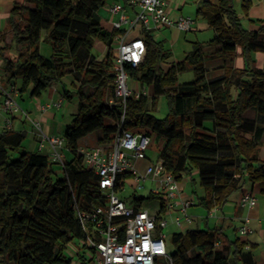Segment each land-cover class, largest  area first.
Instances as JSON below:
<instances>
[{
    "label": "trees",
    "instance_id": "16d2710c",
    "mask_svg": "<svg viewBox=\"0 0 264 264\" xmlns=\"http://www.w3.org/2000/svg\"><path fill=\"white\" fill-rule=\"evenodd\" d=\"M24 1H14L8 18L17 53L6 54V44L0 47L5 85L16 87L19 79L20 93L40 96L54 82L72 75L78 86L63 93L69 99L77 96L78 104L63 129L73 158L60 164L62 176L56 175L48 154L26 149L24 132L10 129L0 134V264H73L67 246L75 240L83 243L77 255L85 263L87 244L77 210L106 203L98 175L85 166L80 153L81 139L94 132L99 143H112L121 128L156 133L164 140L160 155L165 167L179 183L184 177L196 182L197 174L206 192L199 204L207 212L222 207L246 183L257 184L264 197V159L260 158L264 66L234 67L238 47L247 61L252 52H264V23L249 30L234 0H203L198 13L217 33L210 43L222 45L217 56L224 73L215 77L207 75L201 43L196 42L184 60L165 69L171 50L154 38L153 31L139 29L136 35L146 43L143 60L127 68L133 80L152 86L153 94L129 97L125 107L113 85V45L124 31L103 24L99 10L107 0ZM251 5L252 0L242 1L245 14ZM3 35L0 43L5 42ZM97 40L107 46L102 58L93 53ZM42 41L52 48L49 57L40 52ZM189 67L195 79L179 82L178 75ZM160 95L167 97L169 105L163 119L152 113L149 104L152 99L155 105ZM249 108L257 110V119L244 116ZM128 178L130 174L118 176L117 192ZM155 198L165 210L166 198L153 192L147 197L134 195L132 203L139 206ZM173 242V264H256L250 249L255 245L242 236L230 238L222 227L177 232Z\"/></svg>",
    "mask_w": 264,
    "mask_h": 264
},
{
    "label": "built area",
    "instance_id": "2783aa9c",
    "mask_svg": "<svg viewBox=\"0 0 264 264\" xmlns=\"http://www.w3.org/2000/svg\"><path fill=\"white\" fill-rule=\"evenodd\" d=\"M127 3L135 9L133 16L126 12L122 3L108 5L111 16L118 14V18L113 20V29L124 31L117 39L113 85L116 98L125 107L129 97L148 96L145 88L135 89L129 83L132 79L127 65L138 66L146 50L145 40L140 36H133L136 30L176 28L185 32L195 26V18L191 15L173 17L168 0H127ZM2 92L1 109L7 114L5 124L9 130L10 114L21 109L16 101L18 90L11 86L3 88ZM110 102L113 103V100ZM61 105L62 101L50 104L56 107ZM124 120L125 113L121 122ZM152 134L143 128H121L112 143H98L80 149L85 166L98 175L99 188L106 195L104 206L77 210L84 231L83 241L87 244L86 264H164V261L165 264H173L164 233V228L168 225L167 217L179 204L181 215L174 218L176 224L180 226L183 221H191L187 209L194 204V200L188 198L178 202L181 189L174 173L166 169L160 154L154 160L148 157L147 149ZM46 145L49 147L50 160L61 164L64 160L63 150L66 149L65 138L62 135L42 133L39 149L42 150ZM140 161L146 162L144 169L138 166ZM120 174H130L135 191L146 187V182H151L150 192L166 198L165 210L160 204V208L151 213L143 203L136 206L120 197L115 190ZM239 204L243 208H252L257 204V197L251 191H244ZM249 221L246 218L239 227L240 235L251 232Z\"/></svg>",
    "mask_w": 264,
    "mask_h": 264
},
{
    "label": "crops",
    "instance_id": "0c3cea01",
    "mask_svg": "<svg viewBox=\"0 0 264 264\" xmlns=\"http://www.w3.org/2000/svg\"><path fill=\"white\" fill-rule=\"evenodd\" d=\"M14 1L15 0H0V34L8 33L10 31L8 18ZM242 1L243 0H241V2ZM115 2L122 3L126 8V12L130 16H133L135 11V9L127 3V0H107L106 5L99 10V14L101 15L103 24H107L106 26L110 29H112L113 20L118 18V14L111 16L108 11V5ZM201 3V0H168L169 11L173 17L191 15L195 18L196 24L190 31L206 29L208 27L209 29H212L214 35L207 41L201 42V44L203 45V54L207 57V75L209 77H215L224 73V69L222 68L223 61L217 56L222 49V45L210 43L217 33L208 24L207 20L198 13V9L202 5ZM102 9L104 10L103 12ZM244 15L247 20L246 28L249 30H257L260 25L264 23V0H252L251 7L248 9L247 14L244 13ZM200 17H202L206 22H198L199 24H197ZM240 17L242 18L241 15ZM242 23L243 25L245 24L244 22ZM160 30H164L165 32V36L163 38L164 43L167 44L166 41H168L171 42V45L180 42L184 37L183 33H185L184 31H179L176 28H161ZM2 45L3 44L0 43V47ZM100 49L103 57L107 52V46L104 44V47H101ZM174 62L177 61H170L169 66ZM263 66V51L252 52L250 60L247 61L242 54V49L238 47L237 56L234 61L235 68L246 69L250 67L260 69L263 68ZM16 82V88L18 90L16 101L21 109L19 112L10 114L11 130L22 131L26 134L24 145L27 150L48 154V145H46L42 150L39 149L41 134H63V129L66 124H69L72 121V115L76 111L78 104V101H75L74 98L69 99L63 92L65 88L76 90L78 83L72 79L70 81L71 85H68L66 81L61 80L60 82H54L40 96H31L28 91L20 93L18 89L20 82L19 79ZM132 83L133 88L140 89V87H138V82L136 83L133 81ZM5 84V68L3 61L0 59V134L8 130L5 124L7 114L1 109V104L3 102L2 89L14 86L10 84L6 86ZM144 88L147 90L148 96H152L153 87H143L141 85V89ZM233 94L236 95V91H234ZM20 97L22 98V102L18 100ZM56 101H62V105L60 107L50 106L51 103ZM244 116L255 120L258 116L257 110L255 108H249L245 111ZM207 125L210 126L211 122H208ZM163 143L164 140H161L159 144L161 148ZM66 153L67 150L64 149V159L67 158ZM260 158L264 159V134L261 140ZM145 164V161L138 162V166L141 169H144ZM196 176L197 174L194 175V177ZM187 183H189V180L187 177H184L180 182L181 192L177 201L181 202L183 199L188 198L194 200V204L187 209L192 220L183 221L180 225V227H182L180 232H185L189 229H205L207 227L215 226L222 227L227 234L229 228H234L237 232H239V227L244 223L245 219L248 218L250 220L249 227L251 232L247 235L241 236L248 239L255 245L254 248H251L248 245L254 253L255 263L264 264V197L260 194L259 186L257 184L246 183L243 188L233 193L222 207H215L211 211L207 212V210L199 204V199L205 197L206 195L205 190L201 193V195H198L196 191L191 192L187 189ZM130 184L134 187V180L132 178L130 179ZM244 191H251L257 197V204L254 207H240L239 202ZM180 208L181 206L178 204L171 211V213H169L168 225L173 224L177 227L179 226L174 221V218L181 215ZM77 257L79 258V262L75 260ZM77 257L75 256L73 258V264H83V259H81L78 255ZM84 264H86V261Z\"/></svg>",
    "mask_w": 264,
    "mask_h": 264
},
{
    "label": "rangeland",
    "instance_id": "374dc122",
    "mask_svg": "<svg viewBox=\"0 0 264 264\" xmlns=\"http://www.w3.org/2000/svg\"><path fill=\"white\" fill-rule=\"evenodd\" d=\"M15 2L17 4H24V0H15ZM201 4H203V0H201ZM235 8L238 12L239 15L242 16V22H244L245 27L247 24V20L244 17V12L242 9V2L241 0H235ZM104 10L102 9V12ZM100 15V14H99ZM101 17V15H100ZM198 22H206L202 17H200L197 21V24H199ZM106 24V23H105ZM196 24V23H195ZM107 25V24H106ZM139 30L137 29L136 32H138ZM137 33H135L133 36H136ZM214 35L212 29L206 28V29H201V30H196V31H185V33H183V38L180 42L171 45V42H167V44H165L166 48H169L172 52V56L170 59L167 60V62H165L163 64V68L167 69L169 66V62L170 61H181L184 60L186 55L193 50L194 46L193 43L195 45L196 42H204L207 41L208 39H210L212 36ZM5 37V42H3V45H7V47L9 48L6 51V54H10V55H14L17 53L18 49L15 48L12 44V36H11V32L8 33H4L3 35ZM153 36L157 41L163 40L164 36H165V32L164 30H160V29H156L153 31ZM116 45L114 44L113 46V51L115 54L116 51ZM101 47H104V43L97 40L95 43V48L93 49V53L98 56V58H102V53H101ZM40 52L43 56L45 57H49L52 53V48L50 46V44L46 41H42V43L40 44ZM104 57V56H103ZM195 74L192 70V67H189L186 71L182 72L181 74L178 75V81L179 82H186V81H192L195 79ZM74 79L72 75H67L65 76L62 80L66 81L68 85H71V80ZM132 80L129 81V83L131 84L133 81L134 82H138V87H140L141 89V84L139 83V81L137 80H133V78H131ZM133 84V83H132ZM142 90V89H141ZM151 97V96H149ZM25 98V97H24ZM75 99V101H78V97L74 96L73 97ZM22 98L20 97L18 100L20 102H22L21 100ZM74 103V102H73ZM150 107L152 109V113L157 117V118H165L168 113H169V105H168V100L167 97L165 95H160L156 101H155V105H153V101L152 99H150L149 101ZM96 133L94 132L90 135H88L87 137L81 139V148L85 147V146H95L97 145L98 139L96 137ZM160 142H161V138L156 134L153 133L151 136V142L150 145L147 149V154L148 157L151 160H154L161 152L160 150ZM67 150V149H66ZM67 159H71L73 158V154L67 150ZM60 163H55V168L57 169L56 171V175L58 176H62L63 175V171L62 169H60ZM196 178V182H193L192 180H189V183H187V189L190 190L191 192L196 191V193L198 195H201V193H203L204 188H202L200 186L199 183V179L198 176L195 177ZM130 179L129 178L126 183L124 184V187L122 188V190L118 191V195L124 199H126L128 202H132V199L135 196H143V197H147L150 193V189L152 187L151 182H146V187L144 188H140L137 191H135L134 187L130 184ZM160 199H146L144 201L143 206L145 208H147L151 213L152 212H156L159 208H160ZM204 214V213H203ZM167 220L169 222V218L167 217ZM182 229V227L180 226H175L173 224H169L164 228V233L166 234L165 240H166V244H167V249L169 251V253L173 252L175 250V244L173 242V236L174 233L180 232ZM228 235L230 238H234L235 236H241L239 232H237V230H235L234 228H229L228 231ZM82 247V243L79 242V240H75L71 243L68 244L67 246V252L70 255V257L74 258L75 256L77 257V251L78 249H80ZM77 262H79V258L77 257V259H75ZM166 262L164 261V264Z\"/></svg>",
    "mask_w": 264,
    "mask_h": 264
}]
</instances>
